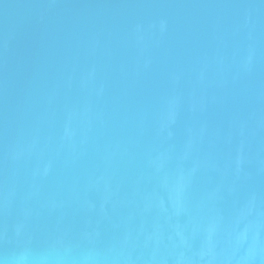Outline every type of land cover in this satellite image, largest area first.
Masks as SVG:
<instances>
[{"label":"water","instance_id":"95a60500","mask_svg":"<svg viewBox=\"0 0 264 264\" xmlns=\"http://www.w3.org/2000/svg\"><path fill=\"white\" fill-rule=\"evenodd\" d=\"M0 264H264V0H0Z\"/></svg>","mask_w":264,"mask_h":264}]
</instances>
